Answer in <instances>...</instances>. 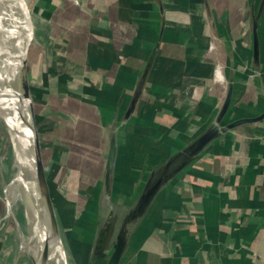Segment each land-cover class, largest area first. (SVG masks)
Segmentation results:
<instances>
[{
    "label": "crops",
    "instance_id": "0c3cea01",
    "mask_svg": "<svg viewBox=\"0 0 264 264\" xmlns=\"http://www.w3.org/2000/svg\"><path fill=\"white\" fill-rule=\"evenodd\" d=\"M258 2L32 0L38 123L72 124L76 101L80 121L96 120L103 169L115 138L116 173L123 155L125 168L147 166L144 188L162 182L122 264H264V120L219 136L176 170L229 93L228 123L264 112V7L259 66L252 40Z\"/></svg>",
    "mask_w": 264,
    "mask_h": 264
},
{
    "label": "rangeland",
    "instance_id": "374dc122",
    "mask_svg": "<svg viewBox=\"0 0 264 264\" xmlns=\"http://www.w3.org/2000/svg\"><path fill=\"white\" fill-rule=\"evenodd\" d=\"M20 1L23 10L12 11L13 25L29 33V27L25 23L31 16L35 18L33 12L36 14L38 12L34 9L32 0H26L29 7L24 0ZM258 1L259 7L261 4L260 0ZM245 14V11L238 12L237 16ZM33 40L34 37L27 41L29 45L32 43L27 54V70ZM69 103L68 105L72 106L70 111L73 112L70 114L75 118L73 123L61 122L55 129L53 126L55 122H51L49 130L38 123L41 108L33 101L42 158L47 170L48 184L52 187L51 197L61 235L70 254L69 264H107L126 214L133 210L145 189L144 182L148 178V169L144 166L142 172H139L138 169H132L133 166L131 170L125 168V164L129 162L123 155L120 156L116 170L118 172L113 175L112 194L106 200L104 195L106 168L103 169L102 165L103 155L98 154L100 144L96 120L91 113L90 115L85 113L84 119L80 121L82 111L77 108L76 101ZM58 107L60 109V105ZM0 111L3 117H0V264H33L28 246L34 245L37 241L33 231L34 222L29 219L22 187L15 179L19 169L18 140L21 132L14 118L6 113L2 103ZM227 123L224 119L221 126ZM107 146L106 142V150ZM145 158V161H149L148 157ZM109 221L114 231L111 235V249L102 257L94 251L97 238ZM137 228L138 224L134 222L127 226L126 247L121 264L129 257V249L139 243ZM17 256L19 259L15 263Z\"/></svg>",
    "mask_w": 264,
    "mask_h": 264
},
{
    "label": "bare ground",
    "instance_id": "6f19581e",
    "mask_svg": "<svg viewBox=\"0 0 264 264\" xmlns=\"http://www.w3.org/2000/svg\"><path fill=\"white\" fill-rule=\"evenodd\" d=\"M19 10H23L20 0H0V105L1 103L4 105L6 113L14 118L21 132L18 140L19 169L15 179L22 187L29 219L34 222L33 231L37 239L35 244L29 245L28 248L37 263H39V257L42 259L43 255L47 254L49 256L47 264H69L70 254L61 231L60 240H56L49 233L44 209L39 200L35 177L31 101L24 99L19 89V74L27 56L29 46L27 41L31 34V23L30 20L25 23L29 27V33L13 25L12 11ZM33 28L36 29L35 22L32 25V37ZM0 117H2L1 111ZM50 191L52 195L51 186Z\"/></svg>",
    "mask_w": 264,
    "mask_h": 264
},
{
    "label": "water",
    "instance_id": "95a60500",
    "mask_svg": "<svg viewBox=\"0 0 264 264\" xmlns=\"http://www.w3.org/2000/svg\"><path fill=\"white\" fill-rule=\"evenodd\" d=\"M263 7H264V0L261 1L260 9L258 10L257 14L254 16L252 21L253 56H254V63L256 66H259V62H260V45H259L258 27H259V21L261 18ZM33 37H34V30H33ZM30 45L27 48V54ZM19 89L21 91L23 98L31 101L30 112H31V119L33 122L32 131L34 132L35 177H36L37 189L39 193V200L44 209V216L46 217L45 219L47 221L49 233L53 235L56 240H60L61 235H60L59 222L57 219V214L51 197V191L47 178V170L42 158V149H41L39 131L37 128L36 118L33 110V98L31 95L29 74L27 70V56L26 59L23 61L22 67L20 69ZM231 99H232V94L229 93L218 118L215 120V122H213L212 126L201 136L195 139L182 152L183 158L185 160L183 162L184 164H181L176 169L177 172L182 171L190 162L194 161L219 136L227 132H230L234 129H237L241 126L255 124L264 120V112H263L259 116L252 118H240L238 120L231 121L221 126L222 121L224 120L225 116L229 111L231 105ZM130 113L131 110L128 111V114ZM117 152H118V147H117L116 139L112 138L110 141L106 170L104 175V195L106 196V200H108L110 195L112 194L113 175L115 173V168H116ZM161 183H162L161 181L158 182L155 181V183H151L150 181V183L145 187L142 194L138 198L137 203L133 208V210L129 214H126L124 222L122 223L121 228L116 236V242L113 245V252L107 264H121V260L126 247L127 226L131 222L138 223L139 220L143 217L148 207L150 206L151 202L155 198L157 192L159 191L161 187ZM111 209L114 213L113 208ZM48 257L49 256H47V254L43 255L42 259L41 257H39L38 260L39 263L36 262L33 256L31 257V260L33 264H47L46 262H49ZM18 259L19 256L17 257L16 262H18Z\"/></svg>",
    "mask_w": 264,
    "mask_h": 264
},
{
    "label": "flooded vegetation",
    "instance_id": "af4514ba",
    "mask_svg": "<svg viewBox=\"0 0 264 264\" xmlns=\"http://www.w3.org/2000/svg\"><path fill=\"white\" fill-rule=\"evenodd\" d=\"M113 226H111V221L107 223L105 227L102 228L95 247V254L105 256L107 252L111 249V235H113ZM100 259V258H99Z\"/></svg>",
    "mask_w": 264,
    "mask_h": 264
}]
</instances>
